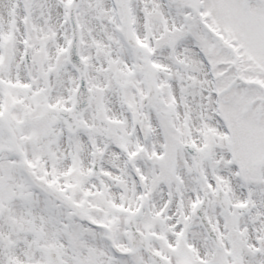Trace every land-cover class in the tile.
<instances>
[{"label": "snow or ice", "instance_id": "snow-or-ice-1", "mask_svg": "<svg viewBox=\"0 0 264 264\" xmlns=\"http://www.w3.org/2000/svg\"><path fill=\"white\" fill-rule=\"evenodd\" d=\"M0 264H264V0H0Z\"/></svg>", "mask_w": 264, "mask_h": 264}]
</instances>
